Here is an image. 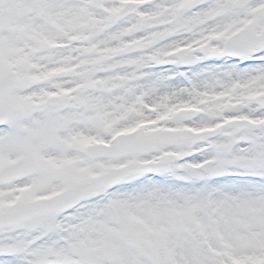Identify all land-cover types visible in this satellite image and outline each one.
I'll use <instances>...</instances> for the list:
<instances>
[{"label":"snow or ice","instance_id":"1","mask_svg":"<svg viewBox=\"0 0 264 264\" xmlns=\"http://www.w3.org/2000/svg\"><path fill=\"white\" fill-rule=\"evenodd\" d=\"M0 264H264V0H0Z\"/></svg>","mask_w":264,"mask_h":264}]
</instances>
